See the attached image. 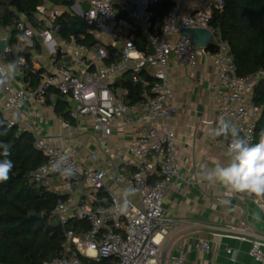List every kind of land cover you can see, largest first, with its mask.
<instances>
[{"label": "built area", "instance_id": "built-area-1", "mask_svg": "<svg viewBox=\"0 0 264 264\" xmlns=\"http://www.w3.org/2000/svg\"><path fill=\"white\" fill-rule=\"evenodd\" d=\"M159 1L45 2L36 8L40 27L31 26L24 15H20L16 23L22 31L20 35H26L30 41L28 44H18L17 38L11 39L10 28L0 26V39L9 38L7 45L12 46L5 60L23 58L24 61L16 78L23 75L24 53L33 45L34 38L59 63L53 71H43L34 86L24 82L17 84L15 78L0 90L2 123L7 127L16 126L18 131L31 132L34 148L45 156V161L34 170L33 179L50 190L70 193L73 185L83 177L100 193L94 206H80L70 196L57 204L54 214L62 223L70 216H76L86 219L90 226L81 236L67 230L62 254L41 264H100L98 261L102 259L107 260V264H160L162 245L170 230L163 222V196L172 181L180 177L174 133L171 129L162 131L155 122L156 118H172L176 111L167 80L170 60L185 67H195L199 57L208 55L215 69L210 84L216 93L215 124L218 125L220 119L229 121L250 143L253 141L261 108L252 103V95L254 86L264 79V69L245 76L236 73L228 42L218 38L209 24L213 9L221 10L225 0H202L187 8L180 7L181 0H168L172 8L157 26L149 6ZM64 13L76 19L77 24L78 18L82 17L87 25H93L94 29L89 28L86 33L93 36L96 44L86 45L74 36L57 37L60 17ZM183 28L207 29L211 33V42L207 46L210 49L195 46L188 35L181 33ZM141 31L146 37L144 49L137 47L135 37ZM102 36H106L107 42H102ZM150 46L153 52L149 51ZM5 60L0 58V63ZM125 73H129L132 83L146 87L140 92L142 99L130 102L126 87L114 88L115 82ZM143 73L151 80H143ZM49 90H56L60 96L74 102L67 109L71 119L86 116L105 136L111 134L114 120H119L120 126L144 125L145 128L136 133L127 146L134 170L124 174L117 169L107 172L81 165L68 149L36 135L21 111L27 104L34 108L44 106ZM64 124L71 127L67 121ZM225 149L228 153L227 141ZM62 156L66 157L67 166L74 169L75 175L71 178L65 179L52 170V165ZM53 179L56 184L52 183ZM128 188H134L135 193L128 196L130 205L122 212L121 205ZM240 224L244 226L245 222L240 221ZM70 243L89 260L67 254ZM195 247L210 250L205 238L197 240ZM248 253L258 264H264L262 241L251 239Z\"/></svg>", "mask_w": 264, "mask_h": 264}, {"label": "crops", "instance_id": "crops-1", "mask_svg": "<svg viewBox=\"0 0 264 264\" xmlns=\"http://www.w3.org/2000/svg\"><path fill=\"white\" fill-rule=\"evenodd\" d=\"M200 1L181 0L180 7L187 8ZM58 36L62 37L59 32ZM33 40L37 44V48L29 49L33 68H43L44 71L56 69L59 63L50 57L48 50L36 38ZM141 76L147 81L150 78L147 73ZM214 76L215 69L208 55L199 57L195 67H185L174 60L168 64L167 80L176 111L172 118H156L155 122L162 131L171 129L174 133L180 177L172 181L163 196V222L170 230L162 249L173 237L165 264H258L248 253L251 239H255L252 235L259 236L264 244V200L233 194L230 203L223 205L221 200L228 198L225 196L227 190L200 175L202 165L212 168L217 163L227 164L230 160L225 140L213 135L218 126L214 122L216 93L210 85ZM14 81L23 83V75ZM114 88L118 90L120 87ZM49 93L51 102L36 108L27 104L21 111L36 135L68 149L81 165L107 172L117 169L124 174L134 170L127 146L132 137L145 128L144 125L130 123L120 126V121L114 120L111 134L105 136L86 116L62 118L54 110L56 95ZM61 98L67 103L66 111L74 105L69 98ZM65 121L71 125L70 128L65 127ZM52 183L57 181L53 179ZM68 194L80 206H94L99 196V192L93 190L83 177ZM240 221L245 225L242 226ZM200 238L208 240L209 251L195 247Z\"/></svg>", "mask_w": 264, "mask_h": 264}, {"label": "trees", "instance_id": "trees-1", "mask_svg": "<svg viewBox=\"0 0 264 264\" xmlns=\"http://www.w3.org/2000/svg\"><path fill=\"white\" fill-rule=\"evenodd\" d=\"M45 2L60 4L65 0H0V26L10 28L12 40L22 32L16 27L20 15H24L31 26L40 27L36 19V8ZM171 8L172 3L168 0H160L149 6L157 26ZM76 24V19L62 14L59 34L69 37L67 28ZM209 24L215 29L218 38L228 42L230 56L239 76L264 69V0H225L221 10L213 9ZM135 37L137 47L144 49V33H136ZM75 38L86 45L96 44V40L89 33L77 34ZM32 47L37 48L34 40L33 45L27 47L24 53L26 62L23 81L27 86H34L44 71L43 68H33L29 51ZM114 86L126 87L130 102L142 99L140 92L146 88L142 84L132 83L129 73L123 74ZM49 92L56 95L54 110L62 118L68 119L67 103L56 90L48 91L46 103L51 102L48 98ZM252 103L261 108L251 142L255 144L259 141V133L264 130V79L254 86ZM2 121L0 114V142L9 145V158L13 160L14 168L10 179L0 183V264H41L44 260H51L62 254L67 230L81 236L89 229L90 224L86 219L76 216L70 217L64 223L59 220L54 214V208L66 200L69 194L50 190L33 179L34 170L45 161V156L34 148L31 132L18 131L16 126L7 127ZM0 159L3 157L0 156ZM237 195L248 197L244 194ZM66 253L74 254L83 261L89 260L72 243L68 245ZM98 263L107 264L108 261L102 259Z\"/></svg>", "mask_w": 264, "mask_h": 264}, {"label": "clouds", "instance_id": "clouds-1", "mask_svg": "<svg viewBox=\"0 0 264 264\" xmlns=\"http://www.w3.org/2000/svg\"><path fill=\"white\" fill-rule=\"evenodd\" d=\"M18 44H28L30 41L26 35L17 36ZM12 51V46L4 43L0 58L7 56ZM23 58H16L4 63H0V90L9 86L18 75ZM215 137H222L228 142V155L230 160L227 164H215L208 168L207 165L201 166L200 175L208 182L222 185L227 191L221 204L228 205L233 194H244L254 200H264V130L259 133V141L251 144L248 138L241 135L240 130L231 122L224 119L219 120L218 126L213 130ZM0 183L10 179V173L14 168V162L10 159L9 145L0 142ZM52 170L59 172L65 178L75 175L74 169L67 166L66 157H60L53 165ZM135 193L134 188H128L124 193L121 211L126 212L130 200L128 196Z\"/></svg>", "mask_w": 264, "mask_h": 264}, {"label": "water", "instance_id": "water-1", "mask_svg": "<svg viewBox=\"0 0 264 264\" xmlns=\"http://www.w3.org/2000/svg\"><path fill=\"white\" fill-rule=\"evenodd\" d=\"M94 29L93 25H87L85 20L82 17L78 18V24L77 25H71L67 28L69 36H75L77 34H84L86 33L87 29ZM181 33L184 35H188L191 38L192 43L195 46H202V47H207L210 42H211V33L204 28H183L181 29ZM8 44L9 43V38L5 40L0 39V52L2 51L4 47V43ZM149 51L153 52L152 47H149ZM213 229H220V230H226V229H221L218 227H211ZM242 234L246 235L247 233ZM253 238L260 240L259 236L252 235ZM173 240V237H171L164 245L161 255H160V264H165L166 263V258H167V251L170 246L171 241Z\"/></svg>", "mask_w": 264, "mask_h": 264}, {"label": "rangeland", "instance_id": "rangeland-1", "mask_svg": "<svg viewBox=\"0 0 264 264\" xmlns=\"http://www.w3.org/2000/svg\"><path fill=\"white\" fill-rule=\"evenodd\" d=\"M83 9H86V5H83ZM102 42H107L106 36L101 37Z\"/></svg>", "mask_w": 264, "mask_h": 264}]
</instances>
